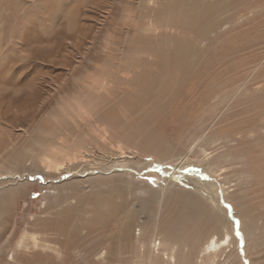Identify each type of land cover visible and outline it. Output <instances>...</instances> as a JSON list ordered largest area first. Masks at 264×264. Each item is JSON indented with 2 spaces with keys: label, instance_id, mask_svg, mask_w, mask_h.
<instances>
[{
  "label": "rangeland",
  "instance_id": "rangeland-1",
  "mask_svg": "<svg viewBox=\"0 0 264 264\" xmlns=\"http://www.w3.org/2000/svg\"><path fill=\"white\" fill-rule=\"evenodd\" d=\"M154 238L264 264V0H0V264H170Z\"/></svg>",
  "mask_w": 264,
  "mask_h": 264
},
{
  "label": "bare ground",
  "instance_id": "bare-ground-1",
  "mask_svg": "<svg viewBox=\"0 0 264 264\" xmlns=\"http://www.w3.org/2000/svg\"><path fill=\"white\" fill-rule=\"evenodd\" d=\"M150 1V0H149ZM155 4H157V3H155ZM154 4V5H155ZM60 165V164H59ZM189 179V178H188ZM189 181H191L190 179H189ZM199 187V188H198ZM197 188L200 190V191H202V188H201V186H197ZM48 204V203H47ZM77 205V204H76ZM75 205V206H76ZM69 207H71V206H69ZM126 207V206H125ZM68 208V207H67ZM76 208H78V207H76ZM117 208V207H116ZM64 209V208H63ZM119 209V208H118ZM129 209V208H128ZM126 210L125 212H123L122 214H116V216H111V215H109V216H107V218H106V221H109V220H113V218L115 217V221H114V223L115 222H118V227H117V230H118V233L116 234V235H114L117 239H119L118 237H120V236H122L123 237V235L125 234V233H130V231H131V224H130V219H131V216H132V212L133 211H130V210ZM47 208H46V206L44 207V211L46 212V213H48L47 211ZM72 210V209H71ZM76 210V209H75ZM111 210V209H110ZM117 210V209H116ZM124 210V209H123ZM69 211V210H68ZM79 211V210H78ZM81 211V210H80ZM86 211V210H85ZM120 211V210H119ZM141 211V210H140ZM109 212V211H108ZM122 212V211H121ZM45 213V214H46ZM64 213H65V210H64ZM82 213V212H81ZM88 213V211H86V212H84V213H82V215L83 214H87ZM140 213V212H139ZM51 214V213H50ZM56 214V213H55ZM71 214V213H70ZM78 215V214H77ZM134 215V214H133ZM54 216V215H53ZM71 216V215H70ZM105 216V215H104ZM55 217H56V215H55ZM63 216H61L60 218V220H62L63 218H62ZM53 218V217H52ZM51 219V218H50ZM135 219V218H134ZM57 220V219H56ZM82 221V220H81ZM80 221V222H81ZM85 221V220H84ZM51 223L52 222H50L49 220H45V222L44 223H42L43 225H45V227L48 229V226L49 225H51ZM102 223V222H101ZM135 223V222H134ZM58 224V221L56 222H54V224L53 225H57ZM84 224V223H83ZM38 225V224H37ZM68 225V224H67ZM144 225H146V224H144ZM154 225V224H153ZM117 226V225H116ZM158 226V225H157ZM157 226H155V227H157ZM113 227V226H112ZM169 227H171L172 228V230H173V227L172 226H169ZM168 227V228H169ZM219 227V226H218ZM81 228V227H80ZM82 228H84L83 226H82ZM135 229L133 230V240H134V242H136L137 243V245L139 246V243H140V240H142V236H144V233H145V228H144V226L143 225H137V227H134ZM171 228H169V230H170V235H169V239H171V240H173V241H171L170 240V244H172V242H174V243H176L175 242V240H177L176 238L178 237V235H179V233L176 231V232H174V233H171V232H173L172 230H171ZM56 229H57V231L59 232V233H61V232H63L64 233V230H66V229H63L62 227H60L59 226V224H58V226H56ZM105 229V228H104ZM153 229V228H152ZM156 230L158 229V227L157 228H155ZM45 230V229H44ZM159 230V229H158ZM157 230V231H158ZM48 231V230H47ZM75 232V231H74ZM167 232V231H166ZM169 232V231H168ZM167 232V233H168ZM113 233H114V231H113ZM73 234V233H72ZM71 234V235H72ZM111 234V233H110ZM200 232L199 233H197V234H193L192 233V238H193V240H195V238H198V236H200ZM216 234H218L217 232H216ZM212 235L210 238H209V240L207 241V243L203 246V248H202V250H201V252L199 253V257L200 258H204L206 255H209L210 253H213V254H216V253H218L219 252V250H220V248L225 244V242L227 241V238H228V236L226 235L225 236V238H223V237H221V238H218L217 237V235ZM34 235V234H33ZM126 235H128V234H126ZM111 236V235H110ZM118 236V237H117ZM129 236H131V233H130V235ZM128 236V237H129ZM180 237V236H179ZM200 238V237H199ZM25 239V237H22L19 241H18V247H22L23 246V243H24V240ZM32 241H33V244H34V246H37V240L35 239V237L33 236L32 238ZM115 239V238H114ZM121 239V238H120ZM124 240H126V238L124 239ZM130 240V239H129ZM129 240H127V242L129 241ZM56 241V240H55ZM117 241V240H116ZM45 242V241H44ZM113 242V241H112ZM112 242H111V244H112ZM130 242V241H129ZM148 242V241H147ZM109 243V242H108ZM126 243V242H125ZM180 242H178V244H179ZM109 245V244H108ZM136 245V246H137ZM26 246H27V244H26ZM53 246V245H52ZM62 246H63V244H62ZM144 246V245H143ZM42 247V246H41ZM24 248V247H23ZM108 248V247H107ZM140 248V247H139ZM44 249V248H43ZM45 249H47V250H49V249H52V247H50L49 246V244H48V246H46V248ZM175 249H177V248H175V246H169V247H161V243L158 241V240H156V238H154L153 240H152V242H151V244L149 245V247H148V256L150 257L149 259H148V261H150L151 259H156V258H161V259H164V261L166 260V262H168V263H170V264H175V256H174V252H175ZM109 250V249H108ZM91 252V251H90ZM133 252V251H132ZM55 254L57 255V256H61L58 252H55ZM105 255V252L104 251H101V253H99L98 255V257H102V255ZM138 254V253H137ZM87 257V256H86ZM104 257V256H103ZM110 257H111V255H110ZM48 258V257H47ZM141 258V257H140ZM47 263H49L50 264V262H49V258L48 259H46V264ZM61 264V263H60Z\"/></svg>",
  "mask_w": 264,
  "mask_h": 264
}]
</instances>
